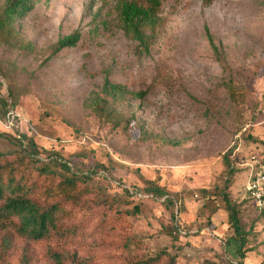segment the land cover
Here are the masks:
<instances>
[{"label":"rangeland","instance_id":"rangeland-1","mask_svg":"<svg viewBox=\"0 0 264 264\" xmlns=\"http://www.w3.org/2000/svg\"><path fill=\"white\" fill-rule=\"evenodd\" d=\"M120 1L41 0L16 22V34H0V132L34 135L41 158L58 155L75 169L95 170V192L85 198L101 190L117 198L102 213L118 222L108 225L117 226L109 228L113 239L135 238L124 249L91 235L64 248L67 263L124 264L168 250L178 264H264V214L244 197L242 166L264 148V0H165L150 53L120 26ZM77 29L78 44L49 59L59 38ZM107 72L131 92H148L115 104L117 120L135 118L126 129L92 108ZM2 100L21 115L18 128L2 124ZM15 147L0 137V150ZM148 181L174 201L144 193ZM225 195L239 208L243 247L222 208ZM102 208L73 209V224L90 232ZM55 247L18 238L0 264H54Z\"/></svg>","mask_w":264,"mask_h":264},{"label":"trees","instance_id":"trees-1","mask_svg":"<svg viewBox=\"0 0 264 264\" xmlns=\"http://www.w3.org/2000/svg\"><path fill=\"white\" fill-rule=\"evenodd\" d=\"M41 0H5L0 13V34L11 38L17 33L16 22L24 18ZM165 0H121L119 2V22L127 35L138 42L142 53H150L154 41L161 33L165 20L160 15V8ZM82 38V32L77 29L72 33L59 38L53 46L49 59L55 57L63 49L74 47ZM210 45L217 55L219 48L209 35ZM147 91L131 92L124 85L111 81L109 73L105 75L102 88L93 92L90 101L95 113L114 122V127L128 128L135 120L134 116L117 120L114 113L115 104L121 103L128 97L144 99ZM1 105L5 111L14 109L10 103L2 100ZM9 133V134H6ZM0 137H9L15 142L12 150H0V260L11 248L16 239H26L41 243H55V251L49 253L50 261L54 264H75L66 260L65 249L73 244H79L82 239L97 234L103 236L104 243L115 247L122 243L124 249H129L135 244V238L122 236V240L113 239L108 225H118L110 214H102L106 207L113 211L117 198H112L104 190L96 194V199H87L95 192L93 187L94 172L75 169L71 162L58 155L49 154V158L40 157V147L34 135L19 130L13 133L0 132ZM232 152L231 150L229 153ZM6 157V158H4ZM227 155H225V159ZM230 166V164H229ZM104 169V166L100 168ZM128 194L134 195L125 188ZM150 196L164 198V202H173V197L165 188L146 182L142 188ZM50 192L52 200H43L42 193ZM100 218L90 232H86L82 222L73 224L74 210L81 208L97 210ZM138 206L133 211L137 212ZM228 214L229 226L234 229L236 236L241 239V247L245 244L241 215L237 205L228 195L224 196L222 206ZM261 213V212H260ZM263 214V213H262ZM96 235V236H97ZM118 248V246H116ZM245 257V252H242ZM175 255L168 250H163L150 256L128 257L124 264H178ZM85 264V263H78ZM238 264H243L239 262Z\"/></svg>","mask_w":264,"mask_h":264},{"label":"built area","instance_id":"built-area-1","mask_svg":"<svg viewBox=\"0 0 264 264\" xmlns=\"http://www.w3.org/2000/svg\"><path fill=\"white\" fill-rule=\"evenodd\" d=\"M5 117L6 121L1 122L8 129L18 128V125L23 121L21 115L15 109L5 111ZM30 131L37 132L31 124ZM238 149L240 148H237V151ZM242 166L248 171L244 197L253 202L256 209L264 214V148L259 149L257 152H251L242 162ZM131 192L139 198L143 197L140 192H134L133 190Z\"/></svg>","mask_w":264,"mask_h":264}]
</instances>
